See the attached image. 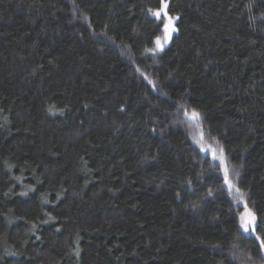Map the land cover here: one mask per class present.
Returning <instances> with one entry per match:
<instances>
[{"label":"trees","instance_id":"obj_1","mask_svg":"<svg viewBox=\"0 0 264 264\" xmlns=\"http://www.w3.org/2000/svg\"><path fill=\"white\" fill-rule=\"evenodd\" d=\"M167 1L0 0V264H264V0Z\"/></svg>","mask_w":264,"mask_h":264},{"label":"snow or ice","instance_id":"obj_2","mask_svg":"<svg viewBox=\"0 0 264 264\" xmlns=\"http://www.w3.org/2000/svg\"><path fill=\"white\" fill-rule=\"evenodd\" d=\"M167 9H168V4H167V2H165V0H161V7L159 9H157V10L149 9V11L152 13V15H154L158 19H162V22H163V19H166V22L163 23V30L165 33V39L166 40L171 38V34L173 32L178 31V29L174 27V18L168 15ZM175 19H178V17ZM156 45L159 48L163 47L159 38L156 39ZM150 51H154V49H150ZM192 118L198 119L199 114L196 113L195 111H193L192 112ZM222 159H223V157L221 156V160ZM224 177H225V182L229 185V187H234V185H232L231 182L227 179V177H228L227 167H225V169H224ZM236 191L239 192V189H236ZM244 209H245V211L241 217V227L243 228V230L245 232H248L249 229H251V231L255 232L256 227H257V224H256L257 217H256L255 213L251 211V209H248L246 203L244 204ZM257 239H260V237H257ZM260 244L262 247H264V239H260ZM76 254L77 255L79 254L78 251Z\"/></svg>","mask_w":264,"mask_h":264},{"label":"rangeland","instance_id":"obj_3","mask_svg":"<svg viewBox=\"0 0 264 264\" xmlns=\"http://www.w3.org/2000/svg\"><path fill=\"white\" fill-rule=\"evenodd\" d=\"M165 2H167V4H168V1L167 0H165ZM169 15V14H168ZM170 16V15H169ZM172 17V16H171ZM173 18H174V27L176 28V24H175V22H176V20L177 19H175V18H177L176 16H173ZM174 33V32H173ZM173 33L171 34V38H172V35H173ZM171 38L170 39H165V35H164V37L160 40V42H161V44L163 45V47L165 46V45H167L169 42H170V40H171ZM158 47V46H157ZM159 48V47H158Z\"/></svg>","mask_w":264,"mask_h":264}]
</instances>
